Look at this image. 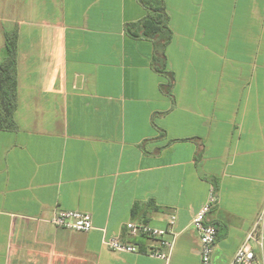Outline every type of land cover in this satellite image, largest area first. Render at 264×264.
Here are the masks:
<instances>
[{
    "label": "crops",
    "instance_id": "obj_1",
    "mask_svg": "<svg viewBox=\"0 0 264 264\" xmlns=\"http://www.w3.org/2000/svg\"><path fill=\"white\" fill-rule=\"evenodd\" d=\"M166 69L125 24L137 0H0L17 30V130L0 131V264H201L192 219L212 188L211 264H229L264 204V0H165ZM91 215L86 233L56 210ZM166 260L128 222L164 228ZM117 236L141 253L113 252ZM264 264V250L258 253Z\"/></svg>",
    "mask_w": 264,
    "mask_h": 264
},
{
    "label": "built area",
    "instance_id": "obj_2",
    "mask_svg": "<svg viewBox=\"0 0 264 264\" xmlns=\"http://www.w3.org/2000/svg\"><path fill=\"white\" fill-rule=\"evenodd\" d=\"M218 195L211 189L207 200L201 205L192 219V228L196 232L200 243L201 264H211L214 246L217 240V230L208 219L209 213L217 205ZM176 216L170 215L164 228L154 227L143 222H128L125 225L127 234L132 238L142 237L153 240L156 245L144 252L151 257L166 260L174 245V225ZM51 223L53 226L76 232H89L93 228L92 217L87 212L75 210H56ZM106 246L113 252L141 253L134 243H125L117 236L109 237ZM264 250V204L249 232L236 250L229 264H259L258 253Z\"/></svg>",
    "mask_w": 264,
    "mask_h": 264
},
{
    "label": "trees",
    "instance_id": "obj_3",
    "mask_svg": "<svg viewBox=\"0 0 264 264\" xmlns=\"http://www.w3.org/2000/svg\"><path fill=\"white\" fill-rule=\"evenodd\" d=\"M145 16L139 21L125 24L126 35L134 40L149 39L154 52L152 69L167 78L168 83L161 89L171 96L175 77L166 69V49L172 40L169 15L165 0H137ZM6 55L0 62V131L17 130L14 113L17 108V30L4 33Z\"/></svg>",
    "mask_w": 264,
    "mask_h": 264
}]
</instances>
